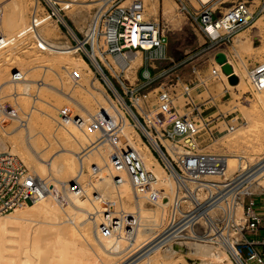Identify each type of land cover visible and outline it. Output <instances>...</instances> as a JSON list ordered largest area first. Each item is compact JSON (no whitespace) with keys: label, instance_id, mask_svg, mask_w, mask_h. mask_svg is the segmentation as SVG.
Wrapping results in <instances>:
<instances>
[{"label":"built area","instance_id":"built-area-1","mask_svg":"<svg viewBox=\"0 0 264 264\" xmlns=\"http://www.w3.org/2000/svg\"><path fill=\"white\" fill-rule=\"evenodd\" d=\"M172 1L174 18L189 22L204 39L195 54L188 52L180 61H173L166 53L168 23L150 19L144 0H99L89 14L85 32L76 37L70 32H74V23L64 16L60 3L36 0L37 6L71 37L75 53L94 68L95 80L108 100L93 115L74 116L78 125L94 137L76 152L77 178L71 186H79L80 178L92 185L94 212L88 219L97 223L102 236H123L129 241L141 232L149 243L142 252L158 247L157 252L166 253L167 248L191 250L202 245L233 264H264V200H254L263 197L264 192H253L261 164L248 168L238 164L230 169L231 153L210 148L215 133H210L213 129L204 120L219 113L221 99L225 103L231 94L224 83L221 92L211 93L215 82H223L215 56L228 50L233 37L264 14V0H237L228 7H224L227 0H196V5L190 0ZM36 15H40L38 8L33 17ZM32 21L29 32L33 34L38 26L35 18ZM40 39L35 38L36 46L44 50L48 42ZM137 50L142 51L143 58L147 53L148 65L141 80L131 83L122 75L126 65L117 56ZM224 53L227 60L229 56L238 62L236 53ZM196 54L212 62L208 70L199 69ZM93 56L100 61L106 77L97 70ZM163 60L172 64L153 76L150 67ZM247 66L251 95L264 89V63ZM24 77L23 72L15 71L11 80ZM79 80L72 69L54 72L43 68L33 86L23 90L31 100V108L24 109L16 98L0 105V137L8 146L0 151V216L51 195L31 159L22 151L11 150L8 125L27 128L31 117L45 116L34 106L40 97L39 86L45 84L52 91L53 101H66L64 95ZM229 115H223L228 120L226 132L238 125ZM142 151L152 168L144 164ZM98 158L103 166L97 164ZM157 167L162 171L160 175ZM111 168L121 174L112 173ZM124 177L137 204L132 210H126L123 204L126 196L120 185ZM54 198L63 202L62 194ZM181 255L189 257L187 252Z\"/></svg>","mask_w":264,"mask_h":264},{"label":"bare ground","instance_id":"bare-ground-1","mask_svg":"<svg viewBox=\"0 0 264 264\" xmlns=\"http://www.w3.org/2000/svg\"><path fill=\"white\" fill-rule=\"evenodd\" d=\"M56 1L63 7L64 16H68L77 29L85 32L89 9L97 4L95 0ZM144 3L149 7L151 14L158 12V0H144ZM36 8L42 11L40 17H33ZM43 10L32 0H0V105H4L6 102L3 99L9 96L16 98L24 109L31 108V100L23 94V90L33 86L40 78L43 68L48 67L57 72L55 66L70 67L69 69L78 74L80 80L77 89L69 90L68 94L64 95L66 101H53L52 91L45 84L39 86L40 97L34 102V106L44 112L45 116L31 117L27 128L11 125L7 127L12 133L9 140L11 150L22 151L27 158L33 159L35 170L44 180L51 195L43 196L34 203L28 202L0 216V264H123L129 249L137 248V251H142L149 246L147 238L141 232L129 241L123 236H102L97 230V223L88 219L89 214L94 212L91 207L94 201L92 185L88 180L80 178L79 186H71V182L77 178V154L72 144L76 142L86 145L94 137L87 128L78 125L74 116L93 115L97 112L95 104L106 106L108 100L103 94L101 84L95 80L94 68L81 56L73 57L75 46H71L68 36L56 24L49 23L50 16ZM31 12L30 22L35 18V24L40 28L32 36L38 38V41L43 38L48 44L43 46L44 50L38 49L40 54L36 51L20 54L10 51L9 48L14 44L27 39ZM164 14L169 19L174 17L172 4H165ZM260 21L259 18L256 22ZM252 27L254 25L248 29ZM70 32L76 37L75 31ZM246 32L247 29H244L237 33L233 44L228 46V49L234 50L242 65L240 72L228 56V62L239 78L236 84L228 83L227 75L215 62V66L220 70L222 83L227 84L231 93L236 95L244 94L248 85V66L242 55H251L262 48L261 42L251 41ZM223 51L228 53L226 48ZM117 59H121L126 65L124 77L127 78L128 72L142 64L143 53L141 50L128 51L124 55H118ZM92 61L97 70L106 77L100 61L95 56ZM15 71L23 72L25 77L12 81L11 77ZM85 86L89 88L85 90L87 96L83 94ZM257 99L264 104V89L257 91ZM238 104L245 122L213 142L218 149L231 153L228 159L230 169H234L238 164L243 168H248L256 162L260 165V160H264V155L259 157L257 154L260 151L264 154V135L255 134L259 112L251 104ZM59 116L61 121L54 129L53 124ZM217 116L218 112H214L210 118L204 120L211 122ZM218 124L224 125L225 122L220 119ZM218 126L215 125L212 129H217ZM226 128L227 126L222 127L219 131H227ZM7 149V144L0 137V151ZM141 154L146 167L152 168L143 151ZM99 159L101 158H98L97 164L103 166ZM110 171L121 174L114 168ZM161 172L157 167L156 173L160 175ZM257 172L253 192H264V164L260 165ZM129 188V181L124 177L120 189L126 196L123 202L126 210H132L137 205L129 193ZM60 194L63 197L62 203L54 198ZM141 213L145 214V211L142 210ZM157 250L158 247L148 249L129 264H155L152 254ZM165 252L162 258L165 261L158 264H177L176 256L179 252L175 248H167ZM191 252V256L198 258V264H233L224 256H214L212 249L207 246H196Z\"/></svg>","mask_w":264,"mask_h":264},{"label":"rangeland","instance_id":"rangeland-1","mask_svg":"<svg viewBox=\"0 0 264 264\" xmlns=\"http://www.w3.org/2000/svg\"><path fill=\"white\" fill-rule=\"evenodd\" d=\"M33 2L36 0H32ZM233 1H237V0H227L226 4L224 5V7H228L231 2ZM256 3H258L260 0H254ZM95 2H99V0H95ZM190 2L194 5H196V0H190ZM166 3H170L173 5V16H174V9H175V5L174 2L172 0H158V12L156 14H151L149 12V7L146 6V10H147V16L150 19H156L159 18L160 21L163 22H167L168 26L170 28L169 32H168V44H167V56L171 57L172 60L175 61H180L182 59L185 58L186 53L191 52L192 54H195L203 45L202 42L203 40L201 39V36L199 35V32H197V30H194V28L189 24V22H181L180 19H174L171 18H167L164 14V6ZM96 6V5H95ZM91 7L89 9V14L92 13V9L95 7ZM33 8V7H32ZM64 12V11H63ZM32 14V12H31ZM31 14L29 16V23H30V17ZM42 14V11H40V15ZM39 15V17H40ZM261 19L260 22H256L258 19ZM49 23H54V21L49 18ZM251 25H254V27L246 28L247 32L246 35L247 37L253 41V42H257L259 41V43L261 42V46L262 48L260 50H258L257 52H254L251 55H242L243 59L245 60L244 62L247 65H253L255 62H263L264 63V14L260 15L258 18H256ZM74 31L76 32L77 35L82 34L83 32L80 31L79 29L76 28V26L74 25ZM245 29V30H246ZM40 30V28L38 27V31ZM244 31V30H242ZM33 34L30 33L28 31L27 34V39L20 42V43H16L14 44V46H12L11 48H9L10 51H14L17 53H27V51L29 52H35L40 54L38 48H36V42H35V38L32 36ZM235 36L233 37L232 41L230 44H228L227 46H230L231 44H233V40H234ZM71 39V37H70ZM62 41V40H61ZM72 41V40H71ZM228 50H231L232 53L235 54L234 50L229 48ZM73 57H79V54L74 53ZM145 57H147V53H144V64H145V60L146 62L148 61V59H146ZM195 61L198 62V66L199 69L201 71H206L209 69V66L212 65L211 61H208L207 59H205V57L196 54L195 55ZM157 62V61H156ZM237 65V68L239 69V71L241 72L242 70V65L240 64V62H234ZM172 64V61H170V65ZM165 66L164 68L169 67ZM139 66H136V68L133 69V71L128 72V77L127 79H129V81L131 83H134L135 80L138 78L139 80H141L138 77V72L136 73L135 70L138 68ZM68 68V67H67ZM70 68V67H69ZM55 69L57 70V72H62L63 69H65L64 67L60 68L59 65L55 66ZM160 69L162 70V67H159L158 65L156 66V71H160ZM43 71V69H42ZM41 71V74H42ZM124 72L122 73V75L124 76ZM137 74V76H136ZM122 76V77H123ZM124 78V77H123ZM229 83V82H228ZM227 86V84H225ZM77 87V85H74L72 88H70L69 90L72 91V89H75ZM77 89V88H76ZM250 89V85L248 83L246 91L244 94H240V95H236L234 93H231L230 96H226L227 100L224 103V99H221V103L222 105L219 107V113L218 116L216 118H214L211 122H209V126L211 128H213L215 125H219L217 129H214L212 131H210V133L214 134L215 137L212 138V143H211V147L216 151H221V152H227L221 149H218L215 145H213L214 140H216L217 138L227 134L228 132L223 131L220 132L219 129H221L222 127H225L227 124V119H224L223 115L224 114H230L229 117H237L236 118V122L238 124H243L245 122V119L243 118L240 106L238 103H244L245 105H249L251 104V106L255 107V109L259 112V116L258 119L256 121V125H255V134L256 135H264V104L260 103L259 100L257 99V91H255L253 94H248V90ZM85 90H89L88 86H85V89H83V94L85 96H87V92ZM222 90V82L218 81L215 82L212 86L211 89V93H218L221 92ZM4 102L8 103V102H12L13 99L8 97H5ZM224 103V104H223ZM95 107H98V104H95ZM181 111L183 112L184 109H181ZM224 121L225 124H218V122L220 121ZM229 119V118H228ZM58 121H61V117L59 116ZM232 123V122H231ZM58 126V122L55 121V123L53 124V128L55 129ZM52 128V129H53ZM53 129V130H54ZM217 132V133H216ZM255 135V136H256ZM62 138V137H61ZM71 141V140H70ZM73 147L76 149L75 152H77L80 148L81 145L84 146L85 144H78L76 142H73ZM244 154H250V153H244ZM257 154L259 155V157H262L264 154L262 151L257 152ZM31 159V158H30ZM32 163L35 164V162L33 161V159H31ZM258 162L254 163L253 165H258ZM259 164H264V160H260ZM77 160H76V170H77ZM254 200L257 201V203H260V201L264 200V196L263 197H254ZM92 207V206H91ZM259 207V206H258ZM257 213L261 214L262 212L259 210V208H257L256 210ZM177 250V249H176ZM187 250V251H186ZM193 249L189 250L186 249V247H181L178 248V252L181 254H186V252L188 253L189 257L186 258L185 256H182L181 254H177L176 259H177V264H198L197 262V257L196 256H191ZM128 251V250H127ZM143 251V250H142ZM142 251H135V250H129L127 252V254L125 255L126 262H123V264H129L130 262L134 261L135 259H137L139 256L143 255ZM48 253V252H47ZM165 253H163L162 251H155L152 254V259L154 261L155 264L160 263L161 261H165L162 258L164 257Z\"/></svg>","mask_w":264,"mask_h":264},{"label":"water","instance_id":"water-1","mask_svg":"<svg viewBox=\"0 0 264 264\" xmlns=\"http://www.w3.org/2000/svg\"><path fill=\"white\" fill-rule=\"evenodd\" d=\"M215 61L221 65L222 71L228 75V82L230 84H236L238 82V77L233 72L231 64L228 62L227 57L223 51L217 52L215 56Z\"/></svg>","mask_w":264,"mask_h":264},{"label":"crops","instance_id":"crops-1","mask_svg":"<svg viewBox=\"0 0 264 264\" xmlns=\"http://www.w3.org/2000/svg\"><path fill=\"white\" fill-rule=\"evenodd\" d=\"M200 35V34H199ZM201 39L204 41V39L202 38V36H201ZM203 43V42H202ZM166 53H167V48H166ZM171 58V57H170ZM173 61H175V60H173ZM147 62H146V60H145V64H144V60H143V64H142V66H141V68L139 69V72H138V77L141 79V73H142V71L144 70V68H146L147 67ZM159 66V67H162V68H164L165 66H168V65H170V61H167V60H163V61H155V63H154V65H153V68L152 67H150V69H149V71L151 72V74L153 75V76H157L158 74H159V72L161 71V69H160V71H156L155 69H156V66ZM187 69L188 68H184V72L186 71L187 72Z\"/></svg>","mask_w":264,"mask_h":264}]
</instances>
